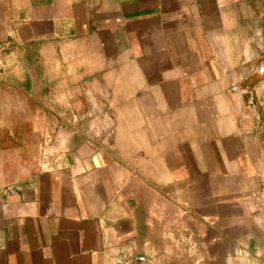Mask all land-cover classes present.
Listing matches in <instances>:
<instances>
[{
  "label": "crops",
  "instance_id": "obj_1",
  "mask_svg": "<svg viewBox=\"0 0 264 264\" xmlns=\"http://www.w3.org/2000/svg\"><path fill=\"white\" fill-rule=\"evenodd\" d=\"M0 45L64 62L0 85V264H264V0H0Z\"/></svg>",
  "mask_w": 264,
  "mask_h": 264
},
{
  "label": "rangeland",
  "instance_id": "obj_2",
  "mask_svg": "<svg viewBox=\"0 0 264 264\" xmlns=\"http://www.w3.org/2000/svg\"><path fill=\"white\" fill-rule=\"evenodd\" d=\"M70 63V62H69ZM69 63H65L69 65ZM64 66V62L59 60V57L54 54V51H44L43 49H37L35 46H18L11 50H5L0 52V85L8 84L24 85L27 81L41 82V86L44 88L47 97L48 105L47 110H51L54 107L53 102L61 93L59 82L61 81V70ZM49 87V88H47ZM66 107V106H65ZM66 121L68 127L77 126L82 124L81 119L72 123L70 107H66L65 110ZM82 122V123H81ZM74 124V125H73ZM80 127V126H79ZM58 139L53 136L48 137L41 146V158H35L33 163L40 168L49 167V165L57 159L55 152L58 149ZM180 250L189 251L190 242L185 241L179 244ZM190 251L197 252V249Z\"/></svg>",
  "mask_w": 264,
  "mask_h": 264
},
{
  "label": "built area",
  "instance_id": "obj_3",
  "mask_svg": "<svg viewBox=\"0 0 264 264\" xmlns=\"http://www.w3.org/2000/svg\"><path fill=\"white\" fill-rule=\"evenodd\" d=\"M3 50V46L0 45V51ZM190 242V250H193L195 249L196 250V245L193 241H189ZM200 262L199 261H196V264H199Z\"/></svg>",
  "mask_w": 264,
  "mask_h": 264
},
{
  "label": "water",
  "instance_id": "obj_4",
  "mask_svg": "<svg viewBox=\"0 0 264 264\" xmlns=\"http://www.w3.org/2000/svg\"><path fill=\"white\" fill-rule=\"evenodd\" d=\"M263 69H264V64H262V65L260 66V68H259V73H260V74H263V73H264Z\"/></svg>",
  "mask_w": 264,
  "mask_h": 264
},
{
  "label": "trees",
  "instance_id": "obj_5",
  "mask_svg": "<svg viewBox=\"0 0 264 264\" xmlns=\"http://www.w3.org/2000/svg\"><path fill=\"white\" fill-rule=\"evenodd\" d=\"M141 225H142V224H141ZM143 228H144V229H146V227H145V226H143Z\"/></svg>",
  "mask_w": 264,
  "mask_h": 264
}]
</instances>
